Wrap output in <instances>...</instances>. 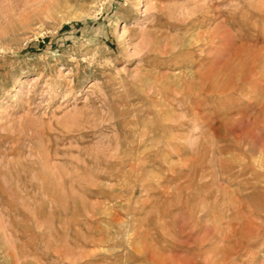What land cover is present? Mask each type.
I'll use <instances>...</instances> for the list:
<instances>
[{
    "label": "rangeland",
    "instance_id": "obj_1",
    "mask_svg": "<svg viewBox=\"0 0 264 264\" xmlns=\"http://www.w3.org/2000/svg\"><path fill=\"white\" fill-rule=\"evenodd\" d=\"M0 264H264V0H0Z\"/></svg>",
    "mask_w": 264,
    "mask_h": 264
},
{
    "label": "bare ground",
    "instance_id": "obj_2",
    "mask_svg": "<svg viewBox=\"0 0 264 264\" xmlns=\"http://www.w3.org/2000/svg\"><path fill=\"white\" fill-rule=\"evenodd\" d=\"M167 145H169V144H167ZM42 226H43V224H42Z\"/></svg>",
    "mask_w": 264,
    "mask_h": 264
}]
</instances>
